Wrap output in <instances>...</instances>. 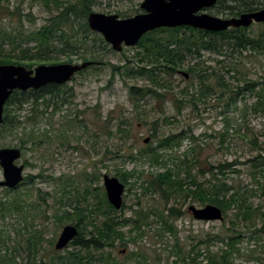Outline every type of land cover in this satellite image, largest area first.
<instances>
[{
	"label": "trees",
	"instance_id": "16d2710c",
	"mask_svg": "<svg viewBox=\"0 0 264 264\" xmlns=\"http://www.w3.org/2000/svg\"><path fill=\"white\" fill-rule=\"evenodd\" d=\"M97 1L55 0L54 8H51L49 0H41V3L51 11V17L40 29L34 31L28 32L23 28L9 31L0 23V64H17L32 69L43 63L53 65L77 61L103 62L101 55L111 53L112 49L101 35L90 30L87 22ZM4 2L0 0V20L22 15L21 3H13L12 0ZM218 4L227 18L264 7V3L254 0H219ZM81 19L83 23L79 22ZM248 31L244 28L217 33L192 27L156 29L142 37L136 47V55L132 58L126 57L125 64L107 62L106 65L111 69V77H120L124 81L146 82L143 86H139L138 83L129 86V96L136 110H139L141 102L150 99L155 102L154 106L157 107L158 104V107H163L161 110L164 112L166 102L170 101L176 114L180 115L187 107L195 110L198 101L201 102L213 93L216 94L210 84L211 80L215 79V75L209 72L212 68L206 66L205 60H202L203 52L230 58L236 53L249 49L264 51L263 34L253 36ZM227 50L231 53H227ZM58 56H65V60H60ZM189 58L195 59L196 62L185 68ZM217 62L222 64L225 61ZM238 66V63L233 64V69L239 73ZM100 68V65L95 64L79 74ZM184 69L189 73L192 82L176 91L172 79ZM262 80L245 88L256 94L258 101L255 111L257 112H264V77ZM195 81L199 83L198 89L194 84ZM219 86L231 92L220 80ZM257 88L260 90L256 92ZM72 98H74L73 89H66L65 85L52 84L37 91H16L6 104L0 137L4 134L17 137L21 143L16 146L23 151L27 149V145L32 150H39L45 143L59 144L60 147L69 149L71 137L77 142L82 138L84 143L88 142L94 150L96 140L91 132L95 133V130L80 112L75 117H69L72 116L70 110L63 128L54 137L49 135L53 133L52 131L42 130L39 127V123L49 113L50 108H54V115L62 109V105L68 107L73 105ZM236 101L237 96L231 97L227 106L230 107ZM102 118L101 116L102 125L99 133L100 129L107 130L111 123L110 114L104 121ZM124 123L128 121L121 120V124ZM163 123L173 124L169 116L163 119ZM155 124L157 129L158 125L156 122ZM229 126V122L226 121V128L228 129ZM79 129L87 132L88 137L87 134L81 138L77 137L75 132ZM108 134L119 138L121 145L115 151L107 149L98 160H94L97 162L93 164H101L102 167L108 168L106 163L110 160L148 162L152 171H147V175L144 170L139 171L136 168L126 170L117 166L115 176L125 185L139 186L144 196L152 195L158 203L138 208L127 217L120 214L108 202L103 187H92L95 181L101 180V173L96 175L85 171L81 180L76 183L68 178H56L61 185V193L56 191L54 194L56 202L60 204L55 210L54 218L60 226L65 224L77 226L79 234L70 244L73 250L67 249L65 254L53 251L55 254L48 262L43 259L39 262L37 259L39 255L41 258L48 256L47 253L41 254L44 249L45 232L36 230L34 219L28 216V210L35 209L39 202H29V199L17 190L21 186L32 184L33 177L28 175L16 189H5V195L0 198V220L6 223L7 219L18 217L24 222L23 227L19 224L16 226L14 238L6 229L0 227V264H18L17 257L26 258L28 261L26 264H150V254L138 246L126 253L124 262H121L113 252L119 247L127 248L130 243L138 245L150 235L155 224H160L154 232L155 236L164 238L169 234L176 240V244L170 250L168 260L170 258L172 260L169 264H237L236 257L241 254L239 244L245 239V235L227 225L223 226L227 232L208 234L207 238L200 239L188 253H184L179 246L175 220L183 215L179 205L188 201H197L202 206L216 205L223 209L225 217L230 209L237 210L236 217L241 216L245 220H253V213L254 218L256 217V212L249 204L245 193L227 184L225 180L227 166L220 164L216 168L217 172L214 171L213 166L207 171L201 168L198 151L191 144L196 143L199 137L193 134L191 128L189 130L183 128L178 132L171 131L161 138L158 137V132H155L152 137L158 139V143L155 146L147 145L140 151L134 150L133 144L127 146L131 138L129 131L118 127L116 132L108 131ZM205 136L213 137L207 134ZM185 141H189V149L178 154ZM251 142L253 144V141ZM74 149L78 148L74 147ZM255 161V168L260 173H264V158ZM207 173L212 175V179L202 180ZM142 179L143 182L138 183ZM258 183L262 187L264 196V185ZM41 198L44 201V198ZM125 207L124 203L122 209ZM261 214L264 215V212ZM29 215L31 216V212ZM23 242L25 247L22 245ZM215 243L222 244L216 252L210 250V246ZM51 245H54L53 241ZM203 245L208 247L206 255L202 252ZM21 247L24 248L21 250ZM120 252L122 253V250ZM201 257L203 260L199 261Z\"/></svg>",
	"mask_w": 264,
	"mask_h": 264
},
{
	"label": "rangeland",
	"instance_id": "374dc122",
	"mask_svg": "<svg viewBox=\"0 0 264 264\" xmlns=\"http://www.w3.org/2000/svg\"><path fill=\"white\" fill-rule=\"evenodd\" d=\"M4 1L6 2V0ZM54 1L49 0L51 8H54ZM143 1L98 0L92 10L93 12L107 15L117 14L122 15L121 18H128L143 12L140 9V4ZM254 1L264 3V0ZM12 2L16 4L21 3L22 15H15L0 20L1 26L7 28L9 31H18L19 28H23V30L28 32L38 30L51 17V11L41 3V0H12ZM202 12L226 18L219 4L215 7L204 9ZM79 22L83 23V20L81 19ZM248 30L249 34L253 36L262 33L264 40V24H253ZM136 52V47H125L122 52H116L112 49L111 53L102 54L103 62L100 65V69L78 74L71 82L65 85L66 89H73V105L70 107L62 105V109L58 110L54 115V108H50L48 110L49 113L39 123V127L42 130L52 131L53 133L49 135L54 137L63 128V124L68 119L66 115L70 114V110L72 116L69 117H75L80 112V115H84L86 122L95 130V133L91 132L95 135L96 140L94 150H92L88 142L84 143V140L81 138L87 132L79 129L75 132V135L77 137L80 136L81 139L77 142L71 137V148L69 149L60 147L59 144L45 143L39 150H32L27 145V149L23 152L19 164L25 166V176L31 175L33 178L32 184H26L17 190L25 198L29 199V202H39L35 209L28 210V216L34 219L36 230H43L45 232V251L43 249L41 254L47 253L48 256L45 255L44 258H41V255H39L37 257L38 261L42 262L43 259L45 262H48L50 257L55 254L53 251L65 254L67 249L73 250L71 246L63 251L55 250V244L59 235L63 227L67 225L60 226L54 218L55 210L60 205L56 202L54 194L56 191L57 193H61V185L56 181V178L64 177L74 180L76 183L81 180L85 171L93 172L96 175L101 173V180L95 181L92 187H103V176L105 174L115 176V168L117 166L126 170L134 168L139 171L144 170L146 171V175L147 171H152L151 165L143 160H110L106 163L109 166L108 168L102 167L101 164H93L97 162L94 160H98L99 156L104 154L107 149L115 151L121 145L119 138L108 134V131L116 132L117 128L121 127L130 132L131 138L128 140L127 146L133 144L135 145L134 150L137 149L138 151L147 145L155 146L158 143V139L152 137L155 132H158V137L161 138L171 133V131L178 132L183 130V128L187 130L191 128L193 134L199 137L196 143L191 144L193 147L197 146L199 162L202 164L201 168L207 171L213 166L214 171L217 172L216 168L220 164L227 166L225 179L227 184L234 186L239 192L245 193L249 204L252 205V208L256 212V217L254 218L253 213V220H245L241 216L236 217L237 210L230 209L227 212V217L221 222L197 221L188 211V207L192 204L198 207L203 206L197 201H188L183 205H179L183 215L178 220H175L179 246L184 253H188L193 249L194 245L198 244L200 239L207 238L208 234L214 235L221 231L227 232L223 228L224 225H227L245 235V239L239 244L241 254L237 255L236 263L264 264V215L261 214L264 212V196L262 195V187L258 183L261 182L264 185V173H260L255 168V160L264 158V112L255 111L258 101L257 96L245 90L247 85L263 81L264 51L249 49L236 53L230 58H226L224 55L203 52L202 60H205L206 66L212 68L209 72L215 75V79H212L210 84L214 87L216 94L213 93L212 96L203 101H198L195 110L187 107L180 115L176 114L175 108L170 101L166 102L164 112L161 110L163 107H158V104L157 107L154 106L155 102L150 99L147 102H141L139 110H136V106L129 96V86L137 83L139 86H143L146 82L144 80L137 82L134 80L124 81L120 77H111V69L106 63L112 62L123 65L126 63V57L132 58L136 55ZM226 52L231 53L230 50ZM57 58L65 60V56H58ZM218 60H224L225 62L218 64ZM82 62L77 61L74 63ZM195 62V59L189 58L185 68L193 65ZM237 63L239 64V73L236 69H233V64ZM227 70H230V72L228 73ZM183 71L187 72L185 69ZM219 80L231 92L221 88ZM172 81L174 82L175 90L179 91L191 83L192 78L186 80L184 76L176 74ZM194 84L196 85V89H198L199 83L195 81ZM259 90L260 88H257L255 91ZM233 96H237V101L228 107L227 105ZM169 98H171L170 95ZM109 114L111 118L109 128L107 130L100 129L99 133L100 125H102L101 116L103 117L102 121H104ZM166 116L170 117L173 124L165 125L163 123V119ZM121 120L128 121V123L121 124ZM226 121L230 124L228 129L226 128ZM155 122L158 125L157 129ZM205 134L213 135V137L205 136ZM148 138H150V141L145 144L144 141ZM251 141H253V144ZM20 143L17 137L8 134L0 137V148H19L16 145ZM74 147L78 149H74ZM189 147V141H185L183 148H181L178 154L187 148L189 149ZM2 178L3 170L0 166V179ZM205 178L212 179V175L207 173L206 177H203L202 180ZM141 182H143V179L138 183ZM4 191L5 189H0V198L5 195ZM41 197L44 198V201L41 200ZM123 198L126 207L119 212L127 217H130L133 211L138 208L153 206L158 203L152 195L144 196L139 186L126 185ZM30 212L31 216L29 215ZM18 224L22 227L24 226L23 220L18 217L7 219L6 223L0 220V227L6 229L12 238L16 236L15 228ZM159 226L160 224H155L154 230L151 231L150 235L145 237L142 242L140 241L138 245L130 243L125 249L116 248L113 252L114 255L121 262H124L126 253L138 246L144 248L150 254V264H169L172 260L171 258L168 260L170 250L176 244V240L169 234L164 238L155 236L154 232ZM249 237H253L256 240H253V238L249 239ZM52 241L54 245H51ZM22 245L25 247L24 242ZM220 246H222L221 243L212 244L210 250L216 252ZM24 247H21V250ZM207 249L208 247L203 245L202 252L204 255L207 254ZM121 250H125V252L121 253ZM202 260L203 257L199 259V261ZM27 262L26 258L17 257L18 264H26Z\"/></svg>",
	"mask_w": 264,
	"mask_h": 264
},
{
	"label": "water",
	"instance_id": "95a60500",
	"mask_svg": "<svg viewBox=\"0 0 264 264\" xmlns=\"http://www.w3.org/2000/svg\"><path fill=\"white\" fill-rule=\"evenodd\" d=\"M219 0H144L140 8L143 10L135 16L120 18L117 14L107 15L91 12L88 16L90 30L103 36L116 52L125 47H135L144 35L160 28L192 27L207 32H225L232 28H249L253 23H264V8L253 12H245L238 17L222 18L202 12L217 5ZM100 64L85 61L79 64L62 63L39 65L28 69L23 65L0 64V127L3 123L6 103L15 91L40 90L48 85H63L72 81L76 74L88 67ZM189 79L190 75L182 71ZM150 138L144 141L147 144ZM22 151L19 148H0V166L3 179L0 188L13 190L24 180L25 166L19 164ZM103 185L109 203L120 210L124 204L123 196L126 185L115 176L104 175ZM189 212L195 220L203 222L223 221L222 208L207 204L203 207L190 205ZM79 228L75 225L63 227L55 244L57 251L66 249L78 237ZM125 252V251H123Z\"/></svg>",
	"mask_w": 264,
	"mask_h": 264
},
{
	"label": "flooded vegetation",
	"instance_id": "af4514ba",
	"mask_svg": "<svg viewBox=\"0 0 264 264\" xmlns=\"http://www.w3.org/2000/svg\"><path fill=\"white\" fill-rule=\"evenodd\" d=\"M257 11V10H256ZM238 17V16H237ZM227 18V17H226ZM228 18H232V17H228ZM256 24H264V23H256ZM196 147V150L198 151V149H197V146H195ZM199 153V152H198Z\"/></svg>",
	"mask_w": 264,
	"mask_h": 264
}]
</instances>
